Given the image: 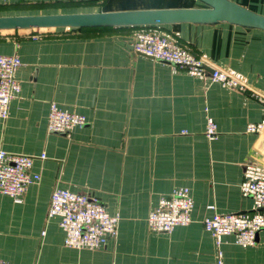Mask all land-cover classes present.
Segmentation results:
<instances>
[{
  "label": "crops",
  "instance_id": "0c3cea01",
  "mask_svg": "<svg viewBox=\"0 0 264 264\" xmlns=\"http://www.w3.org/2000/svg\"><path fill=\"white\" fill-rule=\"evenodd\" d=\"M264 16V0H230ZM196 0H10L0 16L201 8ZM137 28L66 30L71 37L25 39L0 32V55L19 58L20 91L0 119V151L34 158L21 203L0 195V260L10 264H264V229L254 246L232 236L218 250L202 221L212 212L253 211L240 195L243 165L264 166V32L231 24H173L160 32L218 68L247 91L200 80L132 52ZM56 29L47 34L65 33ZM258 97V98H257ZM84 116L69 136L47 130L49 104ZM210 117L218 135L205 137ZM43 154L45 159L38 156ZM55 188L95 196L119 218L117 234L99 249L63 244L48 217ZM187 188L191 222L154 233L146 218L160 198ZM213 207V211L208 209Z\"/></svg>",
  "mask_w": 264,
  "mask_h": 264
},
{
  "label": "built area",
  "instance_id": "2783aa9c",
  "mask_svg": "<svg viewBox=\"0 0 264 264\" xmlns=\"http://www.w3.org/2000/svg\"><path fill=\"white\" fill-rule=\"evenodd\" d=\"M10 0H0L6 4ZM66 31V30H65ZM46 31H29L25 39L44 38ZM132 52L150 59L167 63L200 80L209 79L223 87L247 91V87L227 72L218 68L207 71V65L189 50L168 36L148 28H137L130 42ZM21 62L18 57L0 55V119L8 116L9 104L19 93V82L15 77ZM258 98V97H257ZM264 104V99L259 98ZM86 124L84 116L69 112L51 103L48 107L47 130L50 133L69 136L74 128ZM264 119L246 126V133L259 134ZM218 135L214 121L207 117L205 137L213 140ZM39 159H45L41 154ZM34 158L27 155H13L0 151V195L9 197L14 203H21L27 188L39 180L32 173ZM240 195L251 199L253 211L242 214H212L202 221L203 229L211 234L221 258L222 239L232 236L234 243L242 248L254 246L256 236L264 229V166L254 162L243 165ZM193 200L187 188H180L169 196L160 198L155 209L146 218L147 228L154 233H169L178 226L191 222ZM213 211L212 206H208ZM48 217L58 219L63 232V244L69 248L99 249L117 234L118 216L110 214L105 206L91 194H79L66 189L55 188L49 199ZM220 264V260L218 261ZM0 264H10L0 260Z\"/></svg>",
  "mask_w": 264,
  "mask_h": 264
},
{
  "label": "water",
  "instance_id": "95a60500",
  "mask_svg": "<svg viewBox=\"0 0 264 264\" xmlns=\"http://www.w3.org/2000/svg\"><path fill=\"white\" fill-rule=\"evenodd\" d=\"M196 1L202 5L201 8L0 16V32L151 28L182 23L231 24L247 30L254 29L264 32V16L230 0Z\"/></svg>",
  "mask_w": 264,
  "mask_h": 264
},
{
  "label": "trees",
  "instance_id": "16d2710c",
  "mask_svg": "<svg viewBox=\"0 0 264 264\" xmlns=\"http://www.w3.org/2000/svg\"><path fill=\"white\" fill-rule=\"evenodd\" d=\"M92 29H112V28H92ZM81 31H85L87 29H80ZM46 38L49 37H71V33L69 31H66L65 33H59V34H45L44 35Z\"/></svg>",
  "mask_w": 264,
  "mask_h": 264
}]
</instances>
